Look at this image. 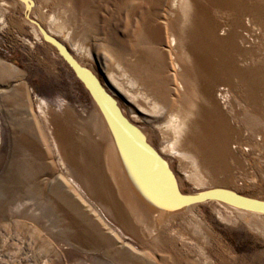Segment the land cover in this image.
Wrapping results in <instances>:
<instances>
[{
    "label": "rangeland",
    "instance_id": "1",
    "mask_svg": "<svg viewBox=\"0 0 264 264\" xmlns=\"http://www.w3.org/2000/svg\"><path fill=\"white\" fill-rule=\"evenodd\" d=\"M27 1L25 10L20 0H0V264H264V222L250 213L231 216L206 200L161 221L149 214L112 156L90 91L51 43L96 79L181 194L205 192L186 177L194 165L169 147L180 138L173 116L184 132L192 80L173 63L178 51L150 37L181 23L183 0H80L89 24L76 45L66 36L71 24L53 21L66 15L67 0ZM36 26L51 41L36 38ZM153 50L164 54V67ZM51 114L65 127L66 146L70 136L88 148L85 159L68 150L81 170L63 160ZM241 122V147L250 140L256 148L234 166L237 193L264 200V132Z\"/></svg>",
    "mask_w": 264,
    "mask_h": 264
},
{
    "label": "bare ground",
    "instance_id": "2",
    "mask_svg": "<svg viewBox=\"0 0 264 264\" xmlns=\"http://www.w3.org/2000/svg\"><path fill=\"white\" fill-rule=\"evenodd\" d=\"M20 2L25 10L30 8L27 0ZM67 3H63L66 15L53 21L63 27L71 24L66 36L76 45L87 34L88 17L80 0H67ZM180 8V24L172 23L169 28L159 31L155 28L150 37L159 39L162 36L178 51L173 63L188 72L192 80L188 92L193 99L182 122L184 132L181 136L179 126L182 124L178 123V116L171 117L174 132L180 138L174 136L176 142L169 147L171 152L181 159L188 158L194 165V173L186 177L197 186H208L209 190L205 192L178 197L179 188L169 169H164L150 154L139 150L140 140L130 129V124L123 121L114 102L98 89L95 78L76 65L63 47L56 46L91 89L106 122V133L113 145L112 156L122 165L121 170L129 180L128 186L140 194L137 198L149 214L161 221L174 211L188 208L193 202L210 200L231 216L240 214L238 217L245 218L238 211L247 212L251 220L257 218L264 222V217L255 215L261 213L252 209L251 200L238 199L234 195L239 190L237 182L240 179L233 173L234 166L244 163L256 148L250 140L245 143L246 147H241V121L253 120V124L257 122L264 132V0H183ZM38 32L51 41L39 26L33 27L36 38ZM163 56L153 50L152 61L157 68L164 67ZM66 108L65 113H69ZM59 121L52 114L48 121L56 146L64 161L81 170L79 160L75 162L70 158L68 150L71 148L73 154H81L85 159L84 151L88 148L70 136L66 146L67 134L62 131L65 127L61 129ZM161 151H165L164 146ZM157 209H160L159 213Z\"/></svg>",
    "mask_w": 264,
    "mask_h": 264
},
{
    "label": "water",
    "instance_id": "3",
    "mask_svg": "<svg viewBox=\"0 0 264 264\" xmlns=\"http://www.w3.org/2000/svg\"><path fill=\"white\" fill-rule=\"evenodd\" d=\"M53 43L57 44L55 41H52ZM76 64V63H75ZM77 65V64H76ZM81 68V67H80ZM76 73V72H75ZM77 74V73H76ZM78 76V75H77ZM79 77V76H78ZM96 81V79H95ZM97 83V87L98 89H100L103 94L105 95V97L107 98H110L105 92L104 90L100 87L99 83L96 81ZM85 86L87 87L86 83L84 82ZM88 90L90 91L95 103L97 104L93 94H92V91L89 87H87ZM111 99V98H110ZM112 100V99H111ZM113 101V100H112ZM98 106V104H97ZM99 107V106H98ZM122 116V115H121ZM124 119V118H123ZM124 122H127L125 119L123 120ZM128 124V122H127ZM130 129H132L134 135L136 136V138H138L140 140V146H139V150H144L145 153H147L148 155L150 154V157H152L158 164H160L161 167H163L165 169V167L168 169V166L166 165V163L158 156V154L145 142L144 138L142 137L141 133H139L137 130H135V128L133 126H129ZM144 153V154H145ZM151 158V160H152ZM153 161V160H152ZM170 172V170H169ZM177 189V187H176ZM178 193V197H188L186 195H183L180 193V191L177 192ZM238 199H243V200H251L250 202H252V209L255 210V212H258V213H261V214H264V200H259V199H251V198H248V197H243L241 196L239 193H235L234 194ZM190 196V195H189ZM248 198V199H247Z\"/></svg>",
    "mask_w": 264,
    "mask_h": 264
}]
</instances>
